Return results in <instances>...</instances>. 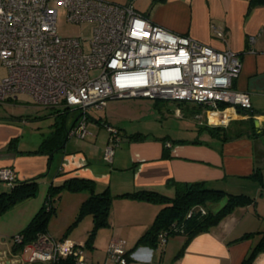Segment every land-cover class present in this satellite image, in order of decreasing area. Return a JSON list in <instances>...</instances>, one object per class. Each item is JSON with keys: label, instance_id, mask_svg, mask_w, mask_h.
Instances as JSON below:
<instances>
[{"label": "crops", "instance_id": "0c3cea01", "mask_svg": "<svg viewBox=\"0 0 264 264\" xmlns=\"http://www.w3.org/2000/svg\"><path fill=\"white\" fill-rule=\"evenodd\" d=\"M146 1L145 8L144 5L141 9L133 6L153 23L216 50L230 49L238 55L242 66L233 85L248 92L250 109L257 113L254 117L260 122L256 131H264V3L251 6V0ZM214 27L222 29L224 38L215 35ZM250 37H253L252 41ZM45 109L56 116L64 114L60 150L52 154L31 152L37 150L42 140L51 136L54 130L33 148H23L20 143L13 142L21 129L14 123L0 122V168H12L17 180L38 177L37 183L44 186L79 176L91 179L96 192L108 189L113 197L108 227L116 223L117 206L132 211L128 218L118 222L128 226L129 230L114 231L107 237L108 243L123 242L127 251L135 247L126 264H241L256 245L262 247L251 264H264V202H260V199L264 200V134L224 141L217 136L193 139L146 136L140 131L133 133L115 127L121 138L111 164L102 160L109 137L104 128L108 124L105 119L92 117L87 112V125L89 122L92 125L86 136L88 139L84 137L81 142L69 134L81 114L79 109H74L70 122L64 107ZM178 113L182 115V112ZM99 125L104 129H99ZM169 180L205 181L208 187L247 194L254 201L234 207L210 230L194 236L184 249L183 235L169 236L164 244L159 243L156 247L136 246L161 204L120 194L153 190L172 196L175 191ZM8 190L3 188L2 191ZM79 241L84 243L82 238ZM92 244L97 245L96 242ZM9 260L14 264V259ZM2 262L5 264L4 260ZM104 264L110 263L105 261Z\"/></svg>", "mask_w": 264, "mask_h": 264}, {"label": "built area", "instance_id": "2783aa9c", "mask_svg": "<svg viewBox=\"0 0 264 264\" xmlns=\"http://www.w3.org/2000/svg\"><path fill=\"white\" fill-rule=\"evenodd\" d=\"M59 10L71 23H88V32L60 35ZM213 32L224 38L222 29L214 27ZM241 66L234 51L216 50L155 24L132 3L0 0V102L26 93L37 107L79 109L69 134L80 138L90 133L87 110L102 108L113 98L190 101L205 109L209 122L210 112L250 109L248 92L233 85ZM105 126L109 137L103 158L112 162L121 137L117 128ZM16 179L12 168H0V180L7 186ZM21 239L14 237L16 243ZM165 241L160 239L161 244ZM27 245L31 261H51L73 252L80 264H91L83 254L84 243L40 234ZM125 251L123 242H112L108 256L126 264Z\"/></svg>", "mask_w": 264, "mask_h": 264}, {"label": "rangeland", "instance_id": "374dc122", "mask_svg": "<svg viewBox=\"0 0 264 264\" xmlns=\"http://www.w3.org/2000/svg\"><path fill=\"white\" fill-rule=\"evenodd\" d=\"M112 1L127 4L129 0ZM132 2L136 8L141 9L143 5L145 8L147 1L133 0ZM88 26V23L75 24L67 21L65 12L59 10L57 31L60 35L77 36L80 33L88 32ZM92 73H95V71ZM17 96L18 98L15 101L0 102V122L17 125L21 129V134L16 135L17 137L13 142L20 143L23 148H33L40 142L43 136L48 135L57 126L60 128L63 125L64 114L56 116L51 114V110L49 109L33 107L32 98L26 93H19ZM74 109L72 107L67 110V114H69L68 122L71 121L76 111ZM60 111L63 112L62 109ZM87 112L95 118L101 116L102 119L107 121L108 125L119 127L122 131L126 130L133 133L140 131L146 136L163 137L170 135L171 138L188 137L192 139L211 136L208 131L200 129V124L209 122L207 121L205 109L190 101L179 102L141 96H128L108 99L104 107L89 108ZM178 112H182V115L180 116ZM234 119H243V116L240 113H234V116L229 120L227 119L226 122H209V124L226 126ZM91 125V122L86 125L87 130L91 128ZM232 125L239 124L232 123ZM97 127L102 130L106 128V126L103 128L101 125ZM74 139H79L82 142L85 138L74 135ZM86 139L88 138L86 137ZM102 160L105 163L112 164L113 162H107L105 159ZM61 184L63 182L58 184L52 183L47 186L37 183L34 195L0 212V261L11 258L14 259V264H46L44 261L30 260L32 249L28 245L24 247L23 251L14 255L12 253L14 236L29 223L35 213L46 202L50 186L53 185L55 187ZM3 188L8 189L9 187L0 181V192ZM88 193L87 190L72 191L66 187L59 188V191L54 190L51 202L55 209L46 223V231L54 239H69L79 242V244L81 243L79 239L82 238L84 240L83 254L87 259L92 260L93 264H104L105 261L110 264H121L108 256L110 243H108L107 237L114 231L121 229L123 231L129 230L128 226H123L118 222L128 218L132 211L121 209L117 206L115 210L117 224L115 223L111 227L103 226L94 229V223L90 214L77 218L80 204L87 198ZM224 202V198L220 199L216 203L211 204L210 208L217 210ZM260 202L262 203L264 200L260 199ZM122 205L126 206V204ZM125 212L128 213L125 215ZM91 235L93 238L92 243L96 242L97 245L85 244V242H89L88 240Z\"/></svg>", "mask_w": 264, "mask_h": 264}, {"label": "trees", "instance_id": "16d2710c", "mask_svg": "<svg viewBox=\"0 0 264 264\" xmlns=\"http://www.w3.org/2000/svg\"><path fill=\"white\" fill-rule=\"evenodd\" d=\"M260 3H264V0H251V6ZM224 108L225 106H221V109ZM68 109L70 108L64 107V110ZM244 111L247 116L246 118L234 119L226 126H215L208 123L200 124V129L206 130L211 136H217L224 141L237 139L245 135L255 137L264 134V131L257 132L254 127L253 117L257 113L251 109H242L240 114H243ZM232 123L239 125L234 126ZM58 127H56L51 136L42 140L37 150L31 152L52 154L60 150L63 142V138L60 139V130L63 127ZM37 179L38 177L27 180L16 179L8 191H1L0 212L34 195ZM168 183L174 187L175 192L172 196L164 195L153 190H139L120 194L121 196L159 202L162 205L150 227L138 238L136 246L148 245L156 247L162 237H165L167 240L169 236L183 235L185 239L182 249H184L194 236L210 230L231 212L234 207L249 204L254 201V198L247 194H235L223 189L208 187L205 181L179 182L169 180ZM61 187H66L72 191L87 190L89 192L88 196L80 204L77 218L90 214L94 223V229L109 226L113 197L108 192V189L102 192H96L91 179L79 176L70 177L61 185L55 187L53 185L50 186L46 202L35 213L29 223L17 233V235L21 236L22 241L19 243L14 241L12 250L14 255L20 253L24 246L34 241L38 235L48 234L46 231V223L55 209L51 202L53 191H59ZM223 198L225 202L220 208L217 210L210 208L211 204ZM92 239L91 235L88 240L89 242H85V244L92 245ZM261 247L262 245L253 247L241 264H251L255 254ZM134 248L125 251L124 256L127 261L129 260V254ZM44 262L46 264H80L77 255L73 252L68 255H59L54 260Z\"/></svg>", "mask_w": 264, "mask_h": 264}, {"label": "bare ground", "instance_id": "6f19581e", "mask_svg": "<svg viewBox=\"0 0 264 264\" xmlns=\"http://www.w3.org/2000/svg\"><path fill=\"white\" fill-rule=\"evenodd\" d=\"M233 109H227L224 113L210 112L209 120L210 122H226L229 119V116H234Z\"/></svg>", "mask_w": 264, "mask_h": 264}, {"label": "water", "instance_id": "95a60500", "mask_svg": "<svg viewBox=\"0 0 264 264\" xmlns=\"http://www.w3.org/2000/svg\"><path fill=\"white\" fill-rule=\"evenodd\" d=\"M240 111H241V110L238 109V110H236V113L239 114ZM243 114H245V111L243 112ZM253 122H254V127H255V128H259V126H260V122H259V119H258L257 117H254V118H253ZM4 262H5V264H11V261H10L9 259H5Z\"/></svg>", "mask_w": 264, "mask_h": 264}]
</instances>
